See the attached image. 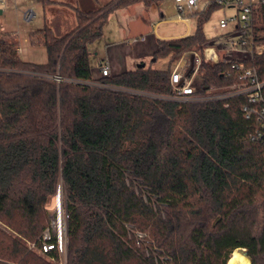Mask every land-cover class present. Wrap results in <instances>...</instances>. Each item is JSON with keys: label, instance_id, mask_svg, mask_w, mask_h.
I'll return each instance as SVG.
<instances>
[{"label": "trees", "instance_id": "1", "mask_svg": "<svg viewBox=\"0 0 264 264\" xmlns=\"http://www.w3.org/2000/svg\"><path fill=\"white\" fill-rule=\"evenodd\" d=\"M163 1L79 11L61 37L45 25L29 35L46 50L43 64L22 59L16 34L0 33V223L12 232L0 228V264H54L26 242L42 250L60 184L66 264H228L238 249L264 264V139L251 140L259 122L245 117L243 95L182 102L171 82L185 54L203 56V23L220 7L195 12L193 34L157 40L153 62L168 59V69L93 77L90 46L110 14ZM254 24L264 34V6ZM247 66L264 80V56ZM198 76L202 97L239 82L231 64L203 61ZM50 243L46 256L61 261L57 238Z\"/></svg>", "mask_w": 264, "mask_h": 264}, {"label": "rangeland", "instance_id": "2", "mask_svg": "<svg viewBox=\"0 0 264 264\" xmlns=\"http://www.w3.org/2000/svg\"><path fill=\"white\" fill-rule=\"evenodd\" d=\"M199 1H200L199 12H201L206 8L207 0H199ZM106 2H108V0L105 1L102 0L98 8L104 6L103 4H106ZM148 9L152 11L151 15H152V20H154V22H158L161 13L165 15L166 22L162 23L159 26L158 32L156 33L157 37H155L152 34V36H149L147 38V42H145L146 44L139 42V46L136 45L130 46L132 47L130 55L131 56L136 55V57L147 56V58L150 59V63H148L147 68H150V66H152V68L156 70H166L169 68L168 59H162L157 62H153L152 55L155 48H157L156 45L157 39L183 34L186 33L188 30H189L188 34H193L197 30V17L196 15L193 14H185L182 17L170 0H164L163 5L160 6V8L154 6ZM29 10L35 12V17L32 20L28 21L25 18L24 14ZM0 11L2 12L0 14V33H15L18 37V41L20 44V50H21L20 54L22 59L37 64L45 63L47 60V55L44 47L34 46L31 44L29 37L31 32H34L38 29H42L45 25H47L53 28L56 36L61 37L69 33L75 27H77V19L75 15H73V17L72 15H61V14H57L54 16L51 15L44 16L39 0H32V3L30 0H3V3L0 5ZM235 12L236 9H225L223 7L216 8L212 11L209 19H207L202 26V31L209 42H212L215 39L227 33L228 29L221 28L219 22L221 19L225 17L228 18L232 17L233 15H235ZM131 18L135 19V16H130V15L126 16V15H122L121 13L109 16L108 21L104 26L103 37L99 41H97L96 43L90 46V52L92 54L91 64L93 69L95 68L94 60L96 59L98 60L99 58L102 57L104 58L106 55L108 57L116 56L119 59L122 57L126 59L125 55L122 53L123 52L122 47L119 49V51L117 49L115 50V48L117 46L119 47L122 44L127 46L126 43H119L118 40H120L121 35H123L122 28L124 29L128 21L132 22L133 19ZM181 19H184L185 22H181ZM231 28L232 26L229 27V30ZM106 49H109L108 50L109 52L106 53ZM129 60H130L129 58L126 59V61ZM172 68H176V67L172 66ZM111 75H113L112 70L109 76ZM200 85H201V79L198 75H196L194 78V87L198 89ZM59 192H60L61 206H59V201H58ZM60 207L62 214L60 219L64 223L66 221V210H65V197L63 194L62 184L59 185L56 196L53 199H51V201L47 205L48 219L50 223H49V228L44 232V234L50 231L51 235H53V231H54L56 233L55 234L56 237H58L57 224L59 219ZM0 228L3 229L5 232L12 234L11 230L6 226H4L2 223H0ZM59 241L61 244V252H60L61 261L59 262L50 260L46 256V254L42 253L40 248H38L34 243L26 242V245L30 251L36 253L38 256L42 257L45 260L51 261L54 264H66V258H67L66 232L63 233ZM242 253L244 254V252Z\"/></svg>", "mask_w": 264, "mask_h": 264}, {"label": "built area", "instance_id": "3", "mask_svg": "<svg viewBox=\"0 0 264 264\" xmlns=\"http://www.w3.org/2000/svg\"><path fill=\"white\" fill-rule=\"evenodd\" d=\"M178 13L183 17L185 14H194L199 11V0H170ZM3 0H0V5ZM214 4L225 9H236L235 15L225 17L220 20V27L228 29L227 33L208 42L205 46L203 56L197 53L192 55L185 54L180 63L176 66L171 75L175 99L178 101H198V100H222L229 97L243 95L247 104L243 108V113L247 119L256 117L260 128L252 135V141L264 139V80H261L255 68L247 66L256 56H264V34L259 37L255 32V14L264 6V0H207V4ZM25 18L32 20V13H26ZM232 28L229 30V27ZM259 39H262L259 41ZM194 58L192 63L191 58ZM231 64L236 69L239 82L234 85L229 92L214 94V89L208 95L202 97L197 95L194 87V78L198 75L199 67L202 62ZM102 76L110 74L109 66L103 62L99 64ZM189 71H192L189 73ZM60 82L61 78L56 77ZM58 237L53 231L46 232L43 237L41 252L47 254L55 249L50 243L52 237L57 238V248L61 252V239L64 232L67 233L66 221L63 223L61 218V207L59 209ZM67 219V211H66ZM56 225V224H55ZM142 238V234L137 235Z\"/></svg>", "mask_w": 264, "mask_h": 264}, {"label": "crops", "instance_id": "4", "mask_svg": "<svg viewBox=\"0 0 264 264\" xmlns=\"http://www.w3.org/2000/svg\"><path fill=\"white\" fill-rule=\"evenodd\" d=\"M30 1L32 3V0H30ZM52 1L54 3L50 4L46 7H44V5L39 1L40 5L42 7V12H43L44 16L45 15L54 16L57 14H61V15H72V17H73V15H75V17H76V15L79 11H90V10L98 9L102 0H52ZM110 1H112V0H108V2H106V4L109 3ZM163 2L160 5H158L157 7L160 8V6L163 5ZM106 4H103V5H106ZM1 13L2 12H0V14ZM26 13H32L33 18L35 17V12L32 10H29ZM118 13H121L122 15H126V16L127 15L135 16V19L131 18V19H133L132 22L128 21L126 26L124 27V29L122 28L123 35H121L120 40H118L119 43H126L127 46L122 44L119 47L117 46L115 48V50L117 49L119 51V49L122 47V49H123L122 53L125 55L126 59L129 58L130 60L126 61V59L123 57L119 59L116 56L115 57L114 56L108 57L107 55L104 58L102 57V58H99L98 60L97 59L94 60V64H95V68L93 69L94 79H98L101 77V70L99 71L100 68H98L99 64L101 62H103L105 64H107V62H108L107 65L109 66V69L111 68V70L113 71V75L119 74V73L124 72V71L133 70L134 68H137L140 65H144L147 67L148 63H150V59L147 58V56H143V57H140V56L136 57V55L131 56L130 53H131L132 47H130V46H134V45L139 46V42L146 44L145 42H147V38L149 36H152V34L155 37H157L156 33L158 32L159 26L162 23L166 22L165 15L163 13H161L160 19L158 20V22H154V20H152V15H151L152 11L150 9L146 8L142 3L132 5L128 8L117 9V10L113 11L110 15H115ZM181 22H185L184 19H181ZM49 27H51V26H49ZM52 30H53V28H52ZM188 33H189V30L183 34H179L176 36H168V37L160 38V39L161 40H167V39L181 38V37H185L187 35H190ZM152 49H153V47H152ZM108 50L109 49H106V53L109 52ZM155 50H156V48H155ZM20 52H21V50H20ZM153 54H154V52H153ZM97 69H98V71H97ZM111 70H110V72H111Z\"/></svg>", "mask_w": 264, "mask_h": 264}, {"label": "bare ground", "instance_id": "5", "mask_svg": "<svg viewBox=\"0 0 264 264\" xmlns=\"http://www.w3.org/2000/svg\"><path fill=\"white\" fill-rule=\"evenodd\" d=\"M228 264H251V262L250 259L241 252V250H237L232 254Z\"/></svg>", "mask_w": 264, "mask_h": 264}, {"label": "water", "instance_id": "6", "mask_svg": "<svg viewBox=\"0 0 264 264\" xmlns=\"http://www.w3.org/2000/svg\"><path fill=\"white\" fill-rule=\"evenodd\" d=\"M0 12H1V11H0ZM191 61H192V63H193V61H194V58H193V57L191 58ZM140 66L143 67L144 65H140ZM58 198H59V199H58V201H59V206H61V204H60V201H61V200H60V192H59ZM238 250H241L242 252H244V255L247 256V255H246V251H245L244 249H238Z\"/></svg>", "mask_w": 264, "mask_h": 264}]
</instances>
